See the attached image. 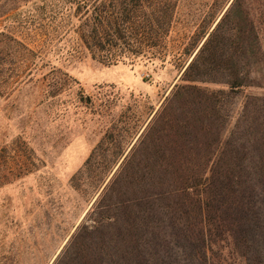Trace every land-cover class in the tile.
I'll list each match as a JSON object with an SVG mask.
<instances>
[{
	"label": "trees",
	"instance_id": "16d2710c",
	"mask_svg": "<svg viewBox=\"0 0 264 264\" xmlns=\"http://www.w3.org/2000/svg\"><path fill=\"white\" fill-rule=\"evenodd\" d=\"M67 2L100 61L162 55L169 0ZM67 2L37 8L51 19ZM202 37L145 124H113L86 158L97 193L53 264H264V95L247 94L235 116L229 105L264 88V0H228Z\"/></svg>",
	"mask_w": 264,
	"mask_h": 264
},
{
	"label": "rangeland",
	"instance_id": "374dc122",
	"mask_svg": "<svg viewBox=\"0 0 264 264\" xmlns=\"http://www.w3.org/2000/svg\"><path fill=\"white\" fill-rule=\"evenodd\" d=\"M43 1L0 0L8 8L0 16V176L9 177L0 183V264H53L64 253L97 193L82 171L86 158L113 124H145L228 2L169 0L172 20L155 48L162 55L104 63L81 41L73 4L63 0L49 19L37 8ZM247 94L264 88L232 97L233 116Z\"/></svg>",
	"mask_w": 264,
	"mask_h": 264
}]
</instances>
